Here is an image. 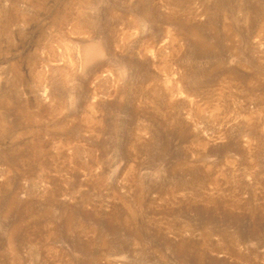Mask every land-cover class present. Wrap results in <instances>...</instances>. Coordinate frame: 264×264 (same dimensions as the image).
I'll return each mask as SVG.
<instances>
[{
	"label": "rangeland",
	"instance_id": "obj_1",
	"mask_svg": "<svg viewBox=\"0 0 264 264\" xmlns=\"http://www.w3.org/2000/svg\"><path fill=\"white\" fill-rule=\"evenodd\" d=\"M0 264H264V0H0Z\"/></svg>",
	"mask_w": 264,
	"mask_h": 264
}]
</instances>
